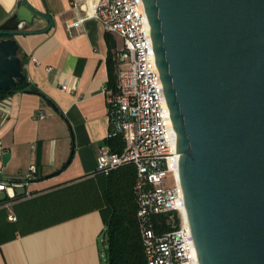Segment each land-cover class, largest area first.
Listing matches in <instances>:
<instances>
[{
    "label": "water",
    "instance_id": "95a60500",
    "mask_svg": "<svg viewBox=\"0 0 264 264\" xmlns=\"http://www.w3.org/2000/svg\"><path fill=\"white\" fill-rule=\"evenodd\" d=\"M142 3L198 264H264V0ZM35 17L51 25L20 0L0 24V90L26 79Z\"/></svg>",
    "mask_w": 264,
    "mask_h": 264
},
{
    "label": "crops",
    "instance_id": "0c3cea01",
    "mask_svg": "<svg viewBox=\"0 0 264 264\" xmlns=\"http://www.w3.org/2000/svg\"><path fill=\"white\" fill-rule=\"evenodd\" d=\"M72 1L27 0L51 25L35 17L24 28L29 33L15 36L26 82L0 102V180L18 178L23 185L12 198L0 193V264L106 262L104 224L99 211L89 209L85 182L98 173V148L109 130L108 43L115 84L120 48L95 18L69 27L85 14L84 0L79 8ZM19 2L0 0V24ZM32 164L36 171L23 179ZM79 182L81 203L64 191ZM80 204L81 214L74 215Z\"/></svg>",
    "mask_w": 264,
    "mask_h": 264
},
{
    "label": "built area",
    "instance_id": "2783aa9c",
    "mask_svg": "<svg viewBox=\"0 0 264 264\" xmlns=\"http://www.w3.org/2000/svg\"><path fill=\"white\" fill-rule=\"evenodd\" d=\"M80 3L81 0L72 1L74 8L81 7ZM83 4L84 16H77L69 27L95 18L105 32L124 40V47L116 54L121 64L116 70V89H106V139L120 136L123 147L115 152L107 143L99 146L96 170L108 174L124 163L136 167L137 215L148 264H198L177 174L175 134L142 0H84ZM60 87L68 89L65 83ZM35 169L34 164L30 165L22 178H30ZM22 185L18 178L0 180V193L12 198L15 188ZM152 213L166 214L170 230L156 234L148 224Z\"/></svg>",
    "mask_w": 264,
    "mask_h": 264
},
{
    "label": "trees",
    "instance_id": "16d2710c",
    "mask_svg": "<svg viewBox=\"0 0 264 264\" xmlns=\"http://www.w3.org/2000/svg\"><path fill=\"white\" fill-rule=\"evenodd\" d=\"M109 44L107 63L109 67V82L107 89H116L112 49ZM22 58V57H21ZM23 59V58H22ZM17 84L13 88L0 90V101L11 95L25 84ZM112 151L118 152L123 147L120 136L105 139ZM136 167L133 163H124L111 170L108 174L96 173L89 178L86 185V200L91 204L89 209L98 210L104 228L102 236L105 240L106 264H148L144 253L141 224L137 215L138 204L135 192ZM78 197L81 203V182L64 188ZM74 215L81 214V204ZM168 216L163 213H152L148 224L156 234L170 230Z\"/></svg>",
    "mask_w": 264,
    "mask_h": 264
},
{
    "label": "rangeland",
    "instance_id": "374dc122",
    "mask_svg": "<svg viewBox=\"0 0 264 264\" xmlns=\"http://www.w3.org/2000/svg\"><path fill=\"white\" fill-rule=\"evenodd\" d=\"M113 36H114V38H115V40L117 42L118 47L120 49H122L124 47V40H123V38H121L119 35H117L115 33L113 34ZM167 179H168V182L170 183V176H168ZM103 264H106V263L103 262Z\"/></svg>",
    "mask_w": 264,
    "mask_h": 264
},
{
    "label": "bare ground",
    "instance_id": "6f19581e",
    "mask_svg": "<svg viewBox=\"0 0 264 264\" xmlns=\"http://www.w3.org/2000/svg\"><path fill=\"white\" fill-rule=\"evenodd\" d=\"M175 139H176V136H175Z\"/></svg>",
    "mask_w": 264,
    "mask_h": 264
}]
</instances>
